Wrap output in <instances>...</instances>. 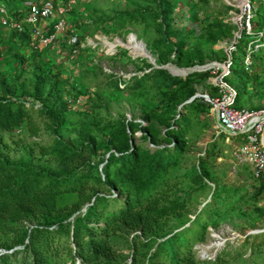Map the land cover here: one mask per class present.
Listing matches in <instances>:
<instances>
[{"label":"trees","instance_id":"16d2710c","mask_svg":"<svg viewBox=\"0 0 264 264\" xmlns=\"http://www.w3.org/2000/svg\"><path fill=\"white\" fill-rule=\"evenodd\" d=\"M152 1L153 11L117 12L112 20L126 25H146L148 29L154 27L158 34V39L153 41L154 49L165 55L174 53V61H181L185 67L204 63L200 52L188 48L190 38L199 39L206 48L212 49L218 41L232 35L234 27L226 22L232 9L208 17L201 24L196 9L206 6L210 0ZM73 11L72 8L69 18ZM92 25L94 33L104 31L105 26L99 21ZM251 26L253 35L242 34L232 52L226 80L236 79L250 88V94H255L264 74V45L251 53L249 65L236 63L235 56L247 53L248 44L264 33L261 6L256 9ZM28 41L25 33L0 30V55L4 42H8L5 48L13 51L14 60L23 66L28 62L19 50H25ZM43 51L30 54L42 55ZM216 52L221 55L219 60L224 61L223 51ZM43 60L44 65L37 59L32 60L28 78L22 73L16 77L0 76V132L26 129L30 136H36L37 117L48 121L54 136L72 124L70 104L75 98L65 95V71L47 55L40 62ZM170 70L180 77L157 67L118 87L119 91L142 97L152 79L151 88L162 95L156 110L143 105L148 119L166 127L163 136L141 135L144 143L149 141L154 146L151 150L135 142L134 134L146 130L139 122L120 120L104 127L83 121L80 128L87 135V141L73 147L56 138L51 146L40 147L57 164V170L13 162L0 154V264L198 263L193 247L197 242H204L206 221H195L191 227L178 231H165L172 217L183 215L189 201L174 196L178 181L173 176L189 142V128L193 120L202 121L210 111V105L202 98L190 100L194 96L192 89L179 87L186 81L208 77L210 72ZM211 89L216 91L213 86ZM239 104L237 93L235 105ZM99 106L87 107L89 115ZM177 107H180L179 113ZM221 138L225 136L221 134ZM160 141L165 146H159ZM173 142L178 144L167 146ZM99 149L103 151L101 155L97 153ZM189 175L200 178L201 182L191 191L208 187L205 182L210 181L211 175L205 162L198 161ZM253 179L261 186L258 194L249 200L254 206L253 212L264 217V206L255 207L261 199L259 192L264 190V182ZM249 238L258 240L256 243L245 241L252 250L264 245V233ZM125 249L129 254L126 259H120ZM218 258L222 262L224 256Z\"/></svg>","mask_w":264,"mask_h":264},{"label":"rangeland","instance_id":"374dc122","mask_svg":"<svg viewBox=\"0 0 264 264\" xmlns=\"http://www.w3.org/2000/svg\"><path fill=\"white\" fill-rule=\"evenodd\" d=\"M26 1L29 0H12L6 3V7L10 12L24 5ZM238 1L240 0H210L206 6L196 9L201 24H205L208 17L237 9ZM180 5L177 4L178 7ZM139 9L153 11V1L77 0L69 18L68 30L50 48L44 50L42 55L19 50L28 62L23 66L14 60V52L6 49L8 42H4L0 55V76L16 77L22 73L23 77L28 78L33 67L32 60L37 59L40 65H44V60L42 63L40 61L47 55L59 69L65 71V95L75 99L70 104L72 124L60 130L56 136L51 133L48 121L42 117H37L35 122L39 127L36 136H30L26 129L13 133L0 132L1 155L13 162H25L38 168L57 170V164L50 156L44 155L40 147L51 146L56 138L73 147L80 141H87V135L80 128L83 121L93 122L98 127L113 125L120 120L139 122L146 130H138L134 134L136 144L150 150L154 147L149 141L144 143L141 139V135L147 136L149 133L163 136L166 129L160 122L148 119L143 106L147 104L152 110H156L157 101L162 96L156 88H151L153 80H149L150 87L142 97L129 91H119L118 87L122 88L124 83H131L134 77L146 75L157 67L166 68L176 77L180 76L175 75L170 68L181 73L185 69H191L183 66L181 61H174V53L165 55L154 49L153 41L158 39L154 27L148 29L146 25H126L112 20L117 12ZM94 21L104 24L103 32H93ZM74 35L77 41L70 44L68 41ZM188 41L190 50L202 54V66L222 62L219 60L220 53L216 52L218 49L206 48L199 39L190 38ZM245 56L244 52L236 54L235 62H244ZM225 83L239 94L240 106L235 105L237 108H264V74L255 94H250V88H245L236 79L225 80ZM214 84L211 76H208L196 81H186L179 88L192 89L194 95L201 98L203 95L213 96L217 93L218 87ZM211 86L216 91L213 92ZM92 105H100V108L90 116L87 107ZM177 110L179 113L180 107ZM106 131L105 129L103 132ZM187 138L189 142L184 146L183 157L173 176L178 181L174 196L185 197L189 201L182 216L171 218L165 233L191 227L195 221H206L205 240L197 242L193 247L197 264H264V245L252 250L249 245L244 244L248 239V242L256 243L257 239L249 237L264 233V217L253 212L254 206L249 200L258 194L261 183L253 179L248 165L234 158L236 141L221 138V134L215 129L210 111L202 121L193 120ZM96 139L101 140V137L97 136ZM176 144L173 142L167 146ZM159 146H165V143L160 141ZM102 152L99 149L97 153L101 155ZM198 161L205 162L211 179L205 182L208 186L205 189L191 191L201 183L200 178L189 175ZM259 195L261 199L255 207L262 208L264 190ZM128 254L129 250H123L120 259H126ZM219 256H224L222 262H219Z\"/></svg>","mask_w":264,"mask_h":264},{"label":"built area","instance_id":"2783aa9c","mask_svg":"<svg viewBox=\"0 0 264 264\" xmlns=\"http://www.w3.org/2000/svg\"><path fill=\"white\" fill-rule=\"evenodd\" d=\"M12 0H0V30L6 32L25 33L28 35L29 53L50 48L53 42L68 30L69 14L77 0H29L24 5L8 11L6 3ZM261 6L264 15V0L238 1L237 9L230 10L226 22L233 25L230 38L220 40L214 48L223 51L225 60L213 62L210 65L194 66V71H209L214 86L218 87L213 96H200L210 105L215 129L226 139L236 141L233 156L251 169L252 177L264 182V108H237L236 91L226 83L230 74L232 52L242 34L253 35L251 21L257 6ZM235 11V12H233ZM77 41L74 35L69 39L73 44ZM264 45V33H259L257 39L247 47L244 59L245 65L250 64L253 51Z\"/></svg>","mask_w":264,"mask_h":264},{"label":"water","instance_id":"95a60500","mask_svg":"<svg viewBox=\"0 0 264 264\" xmlns=\"http://www.w3.org/2000/svg\"><path fill=\"white\" fill-rule=\"evenodd\" d=\"M162 68H164V67H162ZM164 69H166V68H164ZM196 97H199V95H194L190 100H192L193 98H196Z\"/></svg>","mask_w":264,"mask_h":264},{"label":"bare ground","instance_id":"6f19581e","mask_svg":"<svg viewBox=\"0 0 264 264\" xmlns=\"http://www.w3.org/2000/svg\"><path fill=\"white\" fill-rule=\"evenodd\" d=\"M241 1V0H240ZM192 72V71H191Z\"/></svg>","mask_w":264,"mask_h":264}]
</instances>
